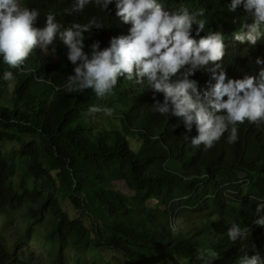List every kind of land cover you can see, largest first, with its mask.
Here are the masks:
<instances>
[{"label": "trees", "instance_id": "trees-1", "mask_svg": "<svg viewBox=\"0 0 264 264\" xmlns=\"http://www.w3.org/2000/svg\"><path fill=\"white\" fill-rule=\"evenodd\" d=\"M74 2L23 0V5L39 10L38 27L45 26L49 13L64 28L95 17L104 26L84 33L83 50L89 56L93 42L103 49L112 37L128 34L116 16L115 0L107 9L90 3L82 13H68ZM159 2L169 5V11L204 8L205 29L197 36L194 24L193 37L198 41L210 30L221 31L225 54L217 63L224 65L228 78L259 76L264 34L255 45L234 39L238 31L247 33L243 24L253 22L243 4L231 11V0ZM67 51L57 35L48 53L34 49L19 69L0 57V264H27L17 261L13 246L31 239V231L12 245L6 237L22 209L35 224L43 223L48 213L53 216L51 230L40 239L50 255L47 264H67L68 247L78 255L77 264H86L88 255L106 264H203L197 255L209 249L220 254L213 264H240L244 251L258 252L264 260V225L256 223L264 216V211L256 212L264 202V121L238 124L234 143L225 132L211 149L195 147V124L188 132L179 118L153 111V90L134 75L131 80L119 77L113 90L114 101L124 109H115L114 118L101 122L104 111L91 114L89 107L103 109L104 98L92 89L66 90L75 67ZM7 71L13 72V80L3 78ZM189 78L201 91L211 79L203 69ZM155 99L162 102L163 94L156 93ZM170 163L178 166L172 169ZM31 176L41 181L40 189H26L24 179ZM118 182L127 186L128 194L115 190ZM150 202L157 205L151 209ZM174 220L187 229L173 232ZM233 222L250 229L246 240L229 239ZM24 254L31 257L33 249H24Z\"/></svg>", "mask_w": 264, "mask_h": 264}, {"label": "clouds", "instance_id": "clouds-1", "mask_svg": "<svg viewBox=\"0 0 264 264\" xmlns=\"http://www.w3.org/2000/svg\"><path fill=\"white\" fill-rule=\"evenodd\" d=\"M112 2L75 0L67 12L82 13L90 3L107 9ZM241 4L252 14L253 22L243 24L241 28H247V33L238 31L234 39L241 42L247 39L255 45L264 34L261 31L264 28V0H231L229 8L235 11ZM115 7L116 16L124 22L125 29L129 28L128 34L112 37L109 46L103 49L99 41L93 42L89 56L83 50L84 33L93 27L99 29L104 26L95 17L86 24L74 23L64 28L55 15L49 13L45 26L38 27V9L24 6L21 0H0V57L10 68L19 69L34 49L40 48L48 53L49 46L59 35L67 47L68 60L75 65L74 74L68 75L65 85L69 93L92 89L98 98H104L113 93L121 76L131 80L135 75L139 82L146 79L147 86L153 90V111L179 118L188 132L195 124L198 134L191 137V144L195 147L203 145L205 149H211L225 132L229 133L228 142L234 143L238 139V124L248 121L259 125L264 121V68L258 77L228 78L224 65L217 63L225 54L222 32L210 30L198 41L192 35L194 24L198 26L197 36L205 29L204 8L190 11L184 7L169 11L165 9L171 7L162 6L159 0H115ZM51 51L55 53V48ZM256 62L262 63L259 58ZM201 69L211 77L209 86L203 91L196 80L189 78ZM173 77L177 78L173 80ZM3 78L13 80V72H5ZM212 80L215 83H211ZM156 93L163 94L162 102L155 99ZM100 111L112 114L108 108L89 107L91 114ZM261 211H264V202L257 204L256 212ZM174 221L173 232L177 230V221ZM256 223L264 225V216ZM30 233L32 242H35V232ZM227 234L235 243L246 240L250 229L233 222ZM31 239L28 238L30 243ZM251 248L255 250L256 245L252 244ZM219 258L220 254L210 249L197 255L203 264H213ZM240 264H264V260L258 252L249 255L244 251Z\"/></svg>", "mask_w": 264, "mask_h": 264}, {"label": "rangeland", "instance_id": "rangeland-1", "mask_svg": "<svg viewBox=\"0 0 264 264\" xmlns=\"http://www.w3.org/2000/svg\"><path fill=\"white\" fill-rule=\"evenodd\" d=\"M21 3L23 4V0H21ZM105 99V106L104 108L111 109L112 114L108 115L105 112H103V115L99 116V121H104L105 117L109 116L114 118L117 114L115 109L122 110L124 109L123 106H120L119 104H116V102L113 99V93L111 95H108L104 97ZM170 166H172V169H176L178 164L170 163ZM25 180V186L26 189L31 190H38L40 189V180H35L32 177H27ZM14 185L16 188H19L20 178L17 176L14 181ZM115 190L118 192H122L123 194H128L127 188H125V185L123 183H116L115 184ZM48 193L45 192V195ZM57 198L60 202H64L63 198H60V193L57 194ZM157 204L155 202H150L148 204L149 208H154ZM64 210L69 209V201H65L63 204ZM53 216L51 214H46L44 217L43 223L35 224L33 223V219L29 218L26 215V210L22 209L19 210L15 217L13 224L7 229L6 237L7 242L14 243L15 239L19 237L20 234H23L25 231L30 230L31 232H35L37 234V238H35V242H29L27 239V242H22L19 245L14 246L15 253L17 255V261L20 259H25L27 264H47L50 261V255L48 253V250L46 249L45 245L41 243L40 239L45 237L48 232L51 230V226L53 224ZM184 226V224L181 221H177L176 228L177 230H181ZM187 229V227H185ZM178 233V232H177ZM33 249V255L31 257L24 254V249ZM64 257L66 258L67 264H77L78 263V255L74 251L72 247H68L67 250L64 253ZM86 264H106L99 256H87V263ZM112 264H118V262H113Z\"/></svg>", "mask_w": 264, "mask_h": 264}]
</instances>
